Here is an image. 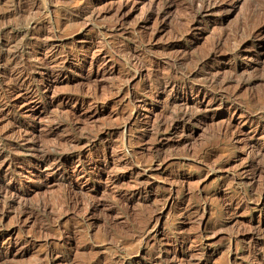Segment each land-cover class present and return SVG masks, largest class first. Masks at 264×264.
I'll use <instances>...</instances> for the list:
<instances>
[{
    "label": "rangeland",
    "instance_id": "obj_1",
    "mask_svg": "<svg viewBox=\"0 0 264 264\" xmlns=\"http://www.w3.org/2000/svg\"><path fill=\"white\" fill-rule=\"evenodd\" d=\"M199 1L0 0V264H264V0Z\"/></svg>",
    "mask_w": 264,
    "mask_h": 264
},
{
    "label": "bare ground",
    "instance_id": "obj_2",
    "mask_svg": "<svg viewBox=\"0 0 264 264\" xmlns=\"http://www.w3.org/2000/svg\"><path fill=\"white\" fill-rule=\"evenodd\" d=\"M211 1L212 0H201V1H199L198 3H201V5L203 6V8L204 9H209L210 7H211ZM224 1V0H223ZM222 2V1H221ZM226 2V1H225ZM235 2V1H234ZM226 3H228V2H226ZM172 4V3H171ZM195 4V3H194ZM197 4V3H196ZM218 4H219V2H218ZM218 4H217V6H218ZM221 4V3H220ZM212 5H215V4H212ZM228 6L230 5V4H227ZM235 5V4H234ZM190 6V5H189ZM200 6V5H199ZM231 6V5H230ZM213 7V6H212ZM262 7H263V5H262ZM192 8V7H191ZM199 8V7H198ZM223 8V7H222ZM259 9V8H258ZM196 10V9H195ZM201 10V9H200ZM258 11V10H257ZM198 12V11H197ZM212 12V11H211ZM262 12V11H261ZM199 13V12H198ZM263 13V12H262ZM261 13H259V15H260ZM264 14V13H263ZM199 15V14H198ZM262 15V14H261ZM264 16V15H263ZM193 17V16H192ZM262 17V16H261ZM262 20V19H261ZM264 21V20H263ZM261 30V29H260ZM250 32V31H249ZM241 35H242V33H241ZM234 36V35H233ZM252 36V35H251ZM255 35H253V37H254ZM232 38V37H231ZM240 38V37H239ZM235 41V40H234ZM215 43V42H214ZM232 43V42H231ZM215 45H216V43H215ZM214 45V46H215ZM234 46V45H233ZM237 47H238V45H237ZM221 48V47H220ZM236 48V47H235ZM235 52V51H234ZM217 53V52H216ZM204 55V54H203ZM232 57V56H231ZM207 58H208V56H207ZM129 63H130V61H129ZM201 64V63H200ZM131 65V64H130ZM133 69V68H132ZM136 70V69H135ZM137 71V70H136ZM181 74V73H180ZM194 75V74H193ZM196 75V74H195ZM182 77V76H181ZM195 77V76H194ZM204 78V77H203ZM209 80H211V79H209ZM190 81V80H189ZM233 81V80H232ZM168 83V82H167ZM164 84V83H163ZM210 84V83H209ZM167 85V84H166ZM165 85V86H166ZM182 85V84H181ZM212 85V84H211ZM199 86V85H198ZM207 86H208V84H207ZM206 86V87H207ZM167 87V86H166ZM178 88V87H177ZM165 89V88H164ZM171 91H172V89H170ZM179 90V89H178ZM191 90V89H190ZM209 90V89H208ZM181 91V90H180ZM195 92H194V94L196 93V96L200 99L199 100V102H198V104H202V102L205 100V99H207L208 97H209V95H208V92L206 91V90H203V89H201V88H196L195 90H194ZM184 92V91H183ZM210 93V92H209ZM213 93V92H212ZM210 95H211V93H210ZM255 105V104H254ZM186 108V107H185ZM255 108V107H254ZM236 109V108H235ZM186 116V115H185ZM180 117V116H179ZM249 118V117H248ZM189 119V118H188ZM250 122V121H249ZM248 202V201H247ZM149 220V219H148ZM160 261V260H159Z\"/></svg>",
    "mask_w": 264,
    "mask_h": 264
}]
</instances>
